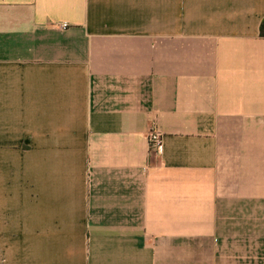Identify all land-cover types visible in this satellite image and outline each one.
<instances>
[{"label": "crops", "instance_id": "1", "mask_svg": "<svg viewBox=\"0 0 264 264\" xmlns=\"http://www.w3.org/2000/svg\"><path fill=\"white\" fill-rule=\"evenodd\" d=\"M263 20L264 0H0L18 264H264Z\"/></svg>", "mask_w": 264, "mask_h": 264}, {"label": "rangeland", "instance_id": "2", "mask_svg": "<svg viewBox=\"0 0 264 264\" xmlns=\"http://www.w3.org/2000/svg\"><path fill=\"white\" fill-rule=\"evenodd\" d=\"M9 160L19 162L21 156L0 149V235L6 234V241L0 240V264H18L21 259V252L17 246H11L8 237L17 235L18 228H21V171L16 169L12 174Z\"/></svg>", "mask_w": 264, "mask_h": 264}, {"label": "built area", "instance_id": "3", "mask_svg": "<svg viewBox=\"0 0 264 264\" xmlns=\"http://www.w3.org/2000/svg\"><path fill=\"white\" fill-rule=\"evenodd\" d=\"M67 27L66 25L64 26ZM149 144L151 148V153L153 154H162L164 148V139L161 132L157 129H153L149 135Z\"/></svg>", "mask_w": 264, "mask_h": 264}, {"label": "trees", "instance_id": "4", "mask_svg": "<svg viewBox=\"0 0 264 264\" xmlns=\"http://www.w3.org/2000/svg\"><path fill=\"white\" fill-rule=\"evenodd\" d=\"M261 36L264 38V20L261 25Z\"/></svg>", "mask_w": 264, "mask_h": 264}]
</instances>
